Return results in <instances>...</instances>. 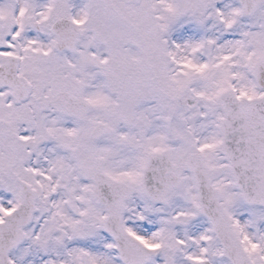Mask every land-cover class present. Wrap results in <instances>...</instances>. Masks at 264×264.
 <instances>
[{
  "label": "snow or ice",
  "instance_id": "6c2138e0",
  "mask_svg": "<svg viewBox=\"0 0 264 264\" xmlns=\"http://www.w3.org/2000/svg\"><path fill=\"white\" fill-rule=\"evenodd\" d=\"M0 264H264V0H0Z\"/></svg>",
  "mask_w": 264,
  "mask_h": 264
}]
</instances>
